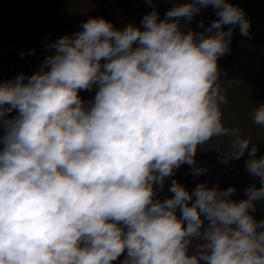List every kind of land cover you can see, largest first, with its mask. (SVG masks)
<instances>
[{"label": "clouds", "instance_id": "obj_1", "mask_svg": "<svg viewBox=\"0 0 264 264\" xmlns=\"http://www.w3.org/2000/svg\"><path fill=\"white\" fill-rule=\"evenodd\" d=\"M209 6L217 19L187 28ZM140 24L90 17L46 45L35 73L0 82V264H264V219L252 215L264 201V156L225 129L221 109L218 60L234 27L250 36L245 11L188 0ZM93 87L84 101L79 92ZM252 119L264 126V102ZM226 133L235 138L223 161L247 153L260 187L236 201L232 186L189 192L173 179V195L156 198L181 165L205 174L198 148Z\"/></svg>", "mask_w": 264, "mask_h": 264}, {"label": "crops", "instance_id": "obj_2", "mask_svg": "<svg viewBox=\"0 0 264 264\" xmlns=\"http://www.w3.org/2000/svg\"><path fill=\"white\" fill-rule=\"evenodd\" d=\"M184 2L188 0H153L152 5L146 0H0V58L11 59L6 55L15 54L19 58L16 63L23 66V74L30 76L51 53L24 59L21 53L24 44L71 35L82 30V24L90 17H103L116 29H123L127 24L140 27L142 18L154 8L158 10L160 19H164L173 3ZM230 2L245 11L251 28L250 36H243L239 27H234L231 51L218 60L222 73L220 79L226 89V102L221 105L222 122L225 129H237L241 137H250L252 143L259 147L257 156H264V126L256 125L252 119L255 107L264 102V0ZM215 19V10L209 6L187 22V28L201 32L200 21L207 27ZM181 24L185 22L182 20ZM228 27L231 26H225L224 30L227 31ZM12 61L15 62L14 58ZM96 91L93 87L90 91H80L79 95L84 101H91ZM15 115L13 111L11 116ZM234 138L226 133L214 136L200 146L195 156L196 166L206 168L207 172L196 177L191 173V166L181 165L174 176L167 179L163 190L157 189L156 198L171 197L173 194L168 188L175 179L189 192L199 183L207 182L209 187L218 184L220 189L232 186L236 192L231 199H246L245 189L253 184L260 187V183L246 169L247 153L239 160L223 161L222 155L231 151ZM177 214L179 216V210ZM252 215L257 221L264 219V201L257 202ZM123 259L121 256L114 264H120Z\"/></svg>", "mask_w": 264, "mask_h": 264}, {"label": "built area", "instance_id": "obj_3", "mask_svg": "<svg viewBox=\"0 0 264 264\" xmlns=\"http://www.w3.org/2000/svg\"><path fill=\"white\" fill-rule=\"evenodd\" d=\"M23 73V66L8 58H0V82L13 79Z\"/></svg>", "mask_w": 264, "mask_h": 264}, {"label": "water", "instance_id": "obj_4", "mask_svg": "<svg viewBox=\"0 0 264 264\" xmlns=\"http://www.w3.org/2000/svg\"><path fill=\"white\" fill-rule=\"evenodd\" d=\"M48 43H52V42L45 41V42H36V43H31V44H24L22 46V50H21L23 58L28 59V58L35 56V55L49 53L48 49L46 48V45Z\"/></svg>", "mask_w": 264, "mask_h": 264}, {"label": "trees", "instance_id": "obj_5", "mask_svg": "<svg viewBox=\"0 0 264 264\" xmlns=\"http://www.w3.org/2000/svg\"><path fill=\"white\" fill-rule=\"evenodd\" d=\"M57 39H59V38H54V39H51V40H48V41H56ZM6 56L10 57L12 60L14 58L15 62H17L18 59H19L18 57L17 58L15 57V54H7Z\"/></svg>", "mask_w": 264, "mask_h": 264}]
</instances>
